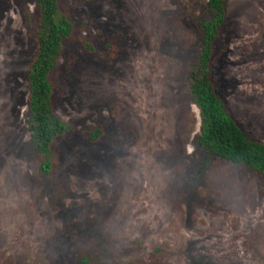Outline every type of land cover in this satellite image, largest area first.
Listing matches in <instances>:
<instances>
[{
    "label": "rangeland",
    "instance_id": "rangeland-1",
    "mask_svg": "<svg viewBox=\"0 0 264 264\" xmlns=\"http://www.w3.org/2000/svg\"><path fill=\"white\" fill-rule=\"evenodd\" d=\"M64 3L74 32L50 79L71 129L45 174L28 125L35 1L0 0V264H264L263 176L198 143L207 1ZM225 7L218 92L264 141V0Z\"/></svg>",
    "mask_w": 264,
    "mask_h": 264
},
{
    "label": "trees",
    "instance_id": "trees-1",
    "mask_svg": "<svg viewBox=\"0 0 264 264\" xmlns=\"http://www.w3.org/2000/svg\"><path fill=\"white\" fill-rule=\"evenodd\" d=\"M38 14L35 27L36 50L27 71L28 125L33 148L42 155L41 168L51 174L54 167L53 143L64 136L71 125L54 110V83L51 74L58 66L64 43L73 36L74 22L66 11L64 0H34ZM211 16L201 24L200 52L197 65L190 71L192 101L200 111L199 145L209 155L228 159L260 173L264 178V141L250 137L239 125L218 92L213 55L226 22L228 0H206ZM30 15L25 13L30 25ZM87 49L94 47L85 41ZM100 132L89 134L97 140ZM82 254V264H89Z\"/></svg>",
    "mask_w": 264,
    "mask_h": 264
}]
</instances>
